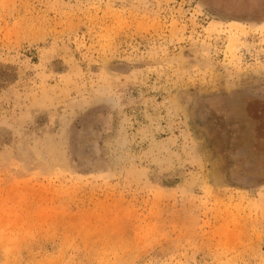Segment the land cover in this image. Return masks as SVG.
<instances>
[{
	"label": "rangeland",
	"instance_id": "rangeland-1",
	"mask_svg": "<svg viewBox=\"0 0 264 264\" xmlns=\"http://www.w3.org/2000/svg\"><path fill=\"white\" fill-rule=\"evenodd\" d=\"M0 264H264V0H0Z\"/></svg>",
	"mask_w": 264,
	"mask_h": 264
}]
</instances>
